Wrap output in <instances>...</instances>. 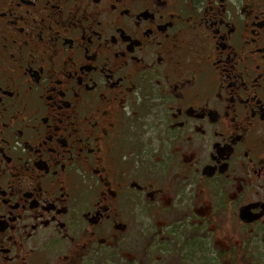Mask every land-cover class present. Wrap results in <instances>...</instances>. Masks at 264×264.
Here are the masks:
<instances>
[{"label": "flooded vegetation", "instance_id": "1", "mask_svg": "<svg viewBox=\"0 0 264 264\" xmlns=\"http://www.w3.org/2000/svg\"><path fill=\"white\" fill-rule=\"evenodd\" d=\"M0 264H264V0H0Z\"/></svg>", "mask_w": 264, "mask_h": 264}]
</instances>
